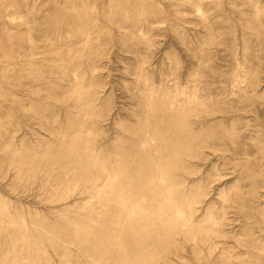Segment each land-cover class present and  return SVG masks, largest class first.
Returning a JSON list of instances; mask_svg holds the SVG:
<instances>
[{
	"label": "rangeland",
	"instance_id": "obj_1",
	"mask_svg": "<svg viewBox=\"0 0 264 264\" xmlns=\"http://www.w3.org/2000/svg\"><path fill=\"white\" fill-rule=\"evenodd\" d=\"M0 264H264V0H0Z\"/></svg>",
	"mask_w": 264,
	"mask_h": 264
}]
</instances>
